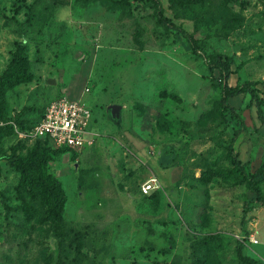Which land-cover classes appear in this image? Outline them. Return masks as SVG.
I'll return each instance as SVG.
<instances>
[{"label": "rangeland", "instance_id": "obj_1", "mask_svg": "<svg viewBox=\"0 0 264 264\" xmlns=\"http://www.w3.org/2000/svg\"><path fill=\"white\" fill-rule=\"evenodd\" d=\"M196 38L158 22L150 0H0V74L23 45L26 81L0 92V264H264V204L229 159L264 161V125L249 94L220 103L209 54L232 58L230 85L264 98V0H159ZM54 82H48V79ZM93 141L53 153L63 188L57 226L2 157L45 151L20 137L54 97L79 92ZM118 104V117L108 106ZM264 111V105L262 106ZM47 151V149H46ZM153 177L148 193L141 184ZM264 198V178L259 181Z\"/></svg>", "mask_w": 264, "mask_h": 264}, {"label": "trees", "instance_id": "obj_2", "mask_svg": "<svg viewBox=\"0 0 264 264\" xmlns=\"http://www.w3.org/2000/svg\"><path fill=\"white\" fill-rule=\"evenodd\" d=\"M150 1L154 6L155 15L158 22H160L166 28H173L180 32L188 41L191 50L193 52H197L200 48V45L196 38H194L192 34L187 32L180 25L173 23L168 17L164 15L163 8L159 0ZM23 48L24 47L21 44L17 47L8 65L0 74V92L4 87L12 83L26 81L29 79L30 75L23 69ZM232 62V58L223 53L216 52L209 54V68H216L221 76V105L229 110L232 115H238L237 113L239 110L233 105H230L228 101L229 98L241 93L249 94L250 101L253 102L255 106L256 116L260 123L264 125V111L262 109V106L264 105V98L260 95L256 82L244 80L240 84L235 85H230L227 82V78L231 72ZM42 112L30 126H32L41 117ZM10 127H12L10 124H4L0 127V129H8ZM237 134L238 131L233 134L228 145L230 162L238 171V173L246 180L247 186L255 194V199L264 204V198L259 186V181L264 178V161L261 162L255 170H248L247 163L239 157V154L234 146ZM34 142L42 143L44 145L45 151H41L36 155H34L35 153L22 155L13 150L10 153L4 155L2 158L6 159V163L19 173V184L23 187L28 186L43 201V203L46 205L47 220L52 227H55L62 217L65 196L60 181L44 169V166L49 158L50 152H48V150L53 149V153L62 150L70 151L71 153L76 151L70 150L69 148H53L44 139H36ZM237 254L238 259L243 264H253V259L249 256L243 255L240 252Z\"/></svg>", "mask_w": 264, "mask_h": 264}, {"label": "built area", "instance_id": "obj_3", "mask_svg": "<svg viewBox=\"0 0 264 264\" xmlns=\"http://www.w3.org/2000/svg\"><path fill=\"white\" fill-rule=\"evenodd\" d=\"M88 86L76 94L60 95L51 99L41 117L30 127L14 129L20 137L29 140L44 139L53 148H69L79 151L93 141L90 123L92 111L84 100ZM5 123L0 118V127ZM156 180L151 177L141 184V190L148 193L156 188Z\"/></svg>", "mask_w": 264, "mask_h": 264}, {"label": "water", "instance_id": "obj_4", "mask_svg": "<svg viewBox=\"0 0 264 264\" xmlns=\"http://www.w3.org/2000/svg\"><path fill=\"white\" fill-rule=\"evenodd\" d=\"M48 82L52 83L54 82L53 79L49 78ZM110 114L112 117H118V109H119V105L118 104H111L108 106Z\"/></svg>", "mask_w": 264, "mask_h": 264}, {"label": "crops", "instance_id": "obj_5", "mask_svg": "<svg viewBox=\"0 0 264 264\" xmlns=\"http://www.w3.org/2000/svg\"><path fill=\"white\" fill-rule=\"evenodd\" d=\"M76 93H78V92L75 91V92H73L72 94H76ZM86 102H87V101H86ZM87 104H88V102H87ZM88 105H89V104H88Z\"/></svg>", "mask_w": 264, "mask_h": 264}]
</instances>
